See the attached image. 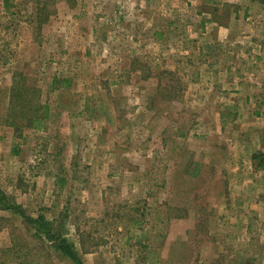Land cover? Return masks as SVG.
I'll list each match as a JSON object with an SVG mask.
<instances>
[{
    "label": "rangeland",
    "instance_id": "1",
    "mask_svg": "<svg viewBox=\"0 0 264 264\" xmlns=\"http://www.w3.org/2000/svg\"><path fill=\"white\" fill-rule=\"evenodd\" d=\"M0 190L6 264H73L26 217L83 264H264V4L0 0Z\"/></svg>",
    "mask_w": 264,
    "mask_h": 264
},
{
    "label": "trees",
    "instance_id": "2",
    "mask_svg": "<svg viewBox=\"0 0 264 264\" xmlns=\"http://www.w3.org/2000/svg\"><path fill=\"white\" fill-rule=\"evenodd\" d=\"M264 4V0H258ZM10 88L7 111L5 115V124L12 128L13 135L19 137L23 129H40L49 116V110L46 104L34 101L31 96L34 90L21 82V75H15ZM9 196L0 190V209L18 211L14 203L9 201ZM26 223L41 234L45 239L52 242V246L65 258L73 264H83L72 243L60 236H54L52 224L43 217H26ZM10 250V249H9ZM9 260L0 251V264H6Z\"/></svg>",
    "mask_w": 264,
    "mask_h": 264
},
{
    "label": "crops",
    "instance_id": "3",
    "mask_svg": "<svg viewBox=\"0 0 264 264\" xmlns=\"http://www.w3.org/2000/svg\"><path fill=\"white\" fill-rule=\"evenodd\" d=\"M233 19H236V14H235V16L233 17ZM241 20L242 21H245L246 19H245V17L243 16L242 18H241ZM222 17H217V18H215V19H211V20H209V26L211 27V29L212 30H221V31H223V32H227V27L225 26L224 27V25H223V23H222ZM221 24H222V26H221ZM221 31H219V32H221ZM246 99V98H245ZM260 102H261V99L259 100ZM245 105V104H244Z\"/></svg>",
    "mask_w": 264,
    "mask_h": 264
}]
</instances>
